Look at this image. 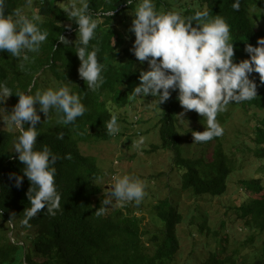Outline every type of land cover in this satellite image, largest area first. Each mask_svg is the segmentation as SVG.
Segmentation results:
<instances>
[{
	"label": "trees",
	"instance_id": "16d2710c",
	"mask_svg": "<svg viewBox=\"0 0 264 264\" xmlns=\"http://www.w3.org/2000/svg\"><path fill=\"white\" fill-rule=\"evenodd\" d=\"M154 1L156 10L175 11L185 18L196 10L204 9L210 16L225 18L233 39L235 62L248 57L244 50L246 43L256 45L258 38L264 36V28L258 27V20H264V0H240L238 11L231 7L233 0H186L181 5L183 11L173 9V2L180 0ZM27 2L6 0L5 12L17 7L24 10ZM87 2L89 14L97 23L88 48L91 50L95 46L98 49L97 59L103 65L104 76V83L95 92L87 89L78 74L80 60L74 45L78 38V25L69 19L57 0L37 2V15L43 20L40 27L47 30L48 37L38 53H28L32 59L25 62L23 70L19 67L20 59L12 57L7 51H0V81L13 91L34 95L38 90L66 85L81 96V102L86 107L85 113L67 126L56 124L54 112H50L47 119L44 113H40L42 122L37 125L39 134L34 147L41 149L47 145L58 156L54 165L55 183L61 199L60 208L54 216L46 212L45 205L29 220L28 225L22 220L24 209L29 206L26 193L30 181L24 176L21 186L17 187L14 180L9 179L12 173L22 174L23 164L15 158L18 154L11 152L19 129L0 128V264H179L182 247L177 227L188 211H183L174 200L170 202L165 197L154 204L163 226L152 218L153 226L143 225L142 217L126 206L125 211L124 208H109L107 205L102 215H96L107 189L97 181L103 177L98 157L84 153L80 144L84 139L111 140L118 135L119 131L115 135L106 132L104 121L110 119L108 108L113 107L117 111V123L127 121V110L129 112L130 106L139 99L129 100L128 93L140 82L139 75L141 70H145L147 61L142 64L130 51L135 39L134 33L128 31L133 20L130 13L134 12L138 0H134L133 5L126 0ZM188 2H192L194 7L186 6ZM119 17L123 27L118 30L113 24ZM60 34L66 36L71 45L59 41ZM250 78L257 83V95L251 100L230 102L226 110L216 117L224 128L226 121L233 116L232 110L242 108L248 116L252 115V130L236 142L238 148L225 147L221 135L207 142H195V149L188 145L190 149L184 153L182 131L193 138V130H204V118L194 110L183 112L177 99L178 90H171L169 99L160 106L151 94L150 100L142 96L147 110L150 112L153 109V114L159 115L162 144L174 151V163L180 170L183 193L198 199L207 195H222L228 190L231 173L243 167L241 150L245 154L249 151L255 157L264 158V84L260 83L258 73H251ZM18 99L15 92L8 98L13 104ZM134 109L137 110L134 120L140 121L141 110ZM186 119L195 122L191 128L183 126ZM60 132H63L62 139L57 138ZM240 186L241 203L235 208L238 218L252 230L245 240L249 244L264 231V178L241 179ZM193 217L191 214V219ZM1 220L10 222V225H1ZM16 223L23 229L32 230L26 239H12L15 238L16 227L11 224ZM199 227L208 235V243L213 237L218 242L217 246L207 244L202 264H245L241 255H235L228 249L226 235L216 230L207 231L211 229L207 222ZM246 264H264V242L262 256L254 257Z\"/></svg>",
	"mask_w": 264,
	"mask_h": 264
},
{
	"label": "clouds",
	"instance_id": "9594fccd",
	"mask_svg": "<svg viewBox=\"0 0 264 264\" xmlns=\"http://www.w3.org/2000/svg\"><path fill=\"white\" fill-rule=\"evenodd\" d=\"M133 2L126 0L129 5ZM240 6V0H233L232 9L238 11ZM59 7L78 25L74 44L80 60L78 74L87 89L95 92L104 83L103 65L97 59L98 49L88 48L97 23L89 14L87 0H79V3L67 0ZM5 8L6 0H0V51L20 59L19 67L23 70L25 62L32 59L28 53L39 52L48 32L40 27L43 20L39 15L28 16L19 7L6 13ZM132 13L128 31L134 33L135 39L130 51L142 64L147 61L148 69L141 70L140 82L128 93V99L151 94L160 106L169 99L171 90H178L177 99L183 112L194 110L204 118V130L192 131L193 142H207L223 135L217 114L224 112L230 102L251 100L257 95V83L250 78L251 73H258L260 83L264 84V36L258 38L256 45L246 43L244 50L248 57L235 62L230 26L222 16H210L204 9L182 18L175 11L157 12L153 0H138ZM57 39L64 45H71L63 34ZM13 92L19 99L7 114L0 113V120L19 129L11 152L18 154L15 158L23 164L22 174L12 173L9 179L14 180L17 187L21 186L24 176L30 181L26 193L29 206L24 209L22 220L28 225L45 205L46 212L54 216L61 199L55 183L54 165L58 156L47 145L41 149L34 147L39 134L37 125L42 122L40 113L47 119L50 112H54L56 124L67 126L82 116L86 107L81 96L66 85L38 90L33 95L13 91L3 81H0V105ZM108 111L110 119L104 121V126L109 135H115L119 131L118 114L113 107ZM24 124L28 126L23 127ZM57 138L62 139L63 132ZM143 140L141 136L132 140V144L139 150ZM112 180L101 206L96 209L97 216L113 203L139 205L146 195V183L140 178L124 174L115 175Z\"/></svg>",
	"mask_w": 264,
	"mask_h": 264
},
{
	"label": "rangeland",
	"instance_id": "374dc122",
	"mask_svg": "<svg viewBox=\"0 0 264 264\" xmlns=\"http://www.w3.org/2000/svg\"><path fill=\"white\" fill-rule=\"evenodd\" d=\"M38 1L40 0H28L23 10L25 14H38ZM57 1L60 5L67 3V0ZM185 1L173 2V9L183 11L181 5ZM153 2L155 5L154 0ZM77 3H79V0H77ZM186 6L193 8L194 4L188 2ZM156 11L162 12V10ZM132 14L131 12L130 15ZM99 20L103 21V18L99 17ZM195 24L196 22L193 21V25ZM113 25L117 29H122L120 17ZM258 27L264 28L263 19L258 20ZM147 69L148 63L145 65V70ZM147 97L150 100L151 95L149 94ZM150 103L154 104L153 101H150ZM14 105L7 99L3 105H0V113L7 114ZM135 107L141 110L140 116L142 118L140 121L134 120V115L137 114ZM228 111H226V115ZM259 112L263 113V111ZM127 113V121L118 123L119 133L117 136L112 137L111 140L84 139L80 144L84 153L98 157L103 177L97 181L104 185L106 189L110 187L108 184L114 182L112 177L115 175L128 174L133 178H140L146 183V195L139 205L134 202L113 203L109 205V208H124L126 206L137 216L142 217L143 225L153 226L152 219H154L159 226H163L162 220L158 218L155 212L154 204L165 197L170 202L174 200L178 203V206H181L183 211H188L184 216V221L177 227V235L182 247L179 253L181 259V262H178L179 264H202L207 254V244L218 245V242H215V237L208 243V235L200 229L199 225L206 224V222L211 228L210 230L206 229L207 231L216 230L218 233L227 236L225 243L228 249L235 255H241L245 264L252 261L254 257L262 256L264 231L258 233L249 244H246L245 240L252 230L245 227L244 222L238 218L235 206L241 203V179L258 176L264 178V158L255 157L249 151L245 154V151L241 150L240 154L244 157L241 163L243 167L235 170L229 176L228 190L222 195H207L198 199L187 192H182L180 170L174 163V151L169 147H164L162 144L158 124L159 115H154L153 109L150 112L147 110L146 100L142 96H139L137 102L130 106ZM232 115L226 121L221 140H223V144L227 148H238L236 142L241 138L244 139L252 130L254 119L251 114L248 116L242 108L232 110ZM194 123L186 119L183 121V126L191 128ZM0 128L17 130L14 125H5L3 120H0ZM182 132L185 137L182 148L184 153L190 149L188 145H191V149H195L193 138L186 131ZM141 136H143L144 140L138 150L132 144V140L139 139ZM124 210L126 211L127 209L124 208ZM190 213L194 215L193 219H191ZM1 225L9 226L10 222L1 220ZM11 225L16 227V239L14 238V240L26 239V236L32 231L27 227L23 229L17 223L16 225ZM210 236H213V234H210ZM216 249L218 248L216 247ZM216 249L213 248L212 250L216 251Z\"/></svg>",
	"mask_w": 264,
	"mask_h": 264
}]
</instances>
